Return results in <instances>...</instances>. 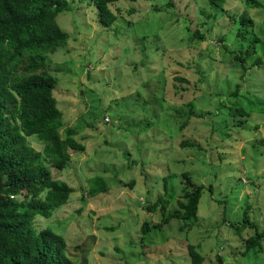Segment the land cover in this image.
Instances as JSON below:
<instances>
[{
	"label": "rangeland",
	"instance_id": "1",
	"mask_svg": "<svg viewBox=\"0 0 264 264\" xmlns=\"http://www.w3.org/2000/svg\"><path fill=\"white\" fill-rule=\"evenodd\" d=\"M66 4L55 22L68 39L44 62L58 131L74 129L83 149L51 169L72 191L35 225L62 235L74 264H190L188 245L201 264H264V238L251 247L250 226H229L247 218L264 227V7L117 0L102 26L91 0ZM242 12L252 20L243 36ZM194 30L203 37H190ZM27 141L41 150L34 135ZM199 184L195 215L161 223ZM158 198L163 215L145 209Z\"/></svg>",
	"mask_w": 264,
	"mask_h": 264
},
{
	"label": "trees",
	"instance_id": "2",
	"mask_svg": "<svg viewBox=\"0 0 264 264\" xmlns=\"http://www.w3.org/2000/svg\"><path fill=\"white\" fill-rule=\"evenodd\" d=\"M91 1L99 24L109 26L115 15L108 4L117 0ZM207 1L211 6L224 2ZM244 2L251 7H264L256 0ZM66 7V0H0V264H74L65 252L62 235L34 222L38 217H50L67 201L72 190L65 182L54 180L51 169L62 170L68 165L69 151L83 149L74 138V129H65L63 136L58 131L62 121L52 94L55 80L44 62L45 52H52L68 39L55 22V16ZM231 19L235 21L234 17ZM237 21L238 33L243 36L252 20L242 12ZM193 36L203 37L196 30L190 37ZM250 52L246 50L243 55ZM233 58L241 62L243 56L237 54ZM191 109L188 104L189 113ZM233 113L245 115L241 108L233 109ZM30 135L42 145L41 150L28 143ZM178 145L198 147L186 140H180ZM203 187L199 184L193 190H184V201H177L178 210L166 215L160 198L145 205V209H158L163 215L161 223L186 220L195 215ZM241 221L242 224L229 226L235 233L250 226L253 233L245 242L251 247L259 246L264 227L257 230L247 218ZM149 227L143 220L140 231L145 234ZM187 247L190 264H201L198 251L192 245Z\"/></svg>",
	"mask_w": 264,
	"mask_h": 264
}]
</instances>
